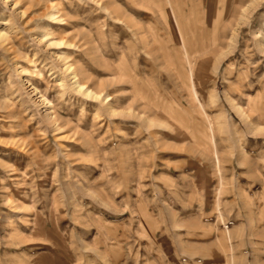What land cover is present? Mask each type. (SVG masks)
Listing matches in <instances>:
<instances>
[{
  "label": "rangeland",
  "instance_id": "374dc122",
  "mask_svg": "<svg viewBox=\"0 0 264 264\" xmlns=\"http://www.w3.org/2000/svg\"><path fill=\"white\" fill-rule=\"evenodd\" d=\"M0 34V264H264V0H0Z\"/></svg>",
  "mask_w": 264,
  "mask_h": 264
},
{
  "label": "bare ground",
  "instance_id": "6f19581e",
  "mask_svg": "<svg viewBox=\"0 0 264 264\" xmlns=\"http://www.w3.org/2000/svg\"><path fill=\"white\" fill-rule=\"evenodd\" d=\"M1 35V34H0ZM69 67L66 69L67 71H69ZM76 74H72V79H75L76 80ZM75 82V81H74ZM75 86L78 88V89H80L81 88V85L78 83V82H75ZM84 86V85H83ZM91 96V95H90ZM94 96H96V98H98V95L97 94H95ZM239 110V113L241 112V110L240 109H238ZM242 113V112H241ZM242 114H244V113H242Z\"/></svg>",
  "mask_w": 264,
  "mask_h": 264
}]
</instances>
